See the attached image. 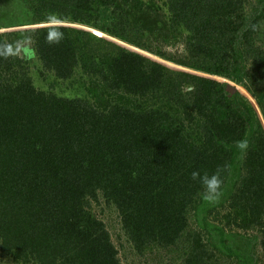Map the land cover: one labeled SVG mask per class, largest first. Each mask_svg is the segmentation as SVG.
I'll return each mask as SVG.
<instances>
[{"label": "trees", "instance_id": "1", "mask_svg": "<svg viewBox=\"0 0 264 264\" xmlns=\"http://www.w3.org/2000/svg\"><path fill=\"white\" fill-rule=\"evenodd\" d=\"M50 23L233 81L261 115L227 83ZM31 25L0 34V264H124L125 243L160 264H259L264 0H0V29ZM193 171H219V199Z\"/></svg>", "mask_w": 264, "mask_h": 264}, {"label": "rangeland", "instance_id": "2", "mask_svg": "<svg viewBox=\"0 0 264 264\" xmlns=\"http://www.w3.org/2000/svg\"><path fill=\"white\" fill-rule=\"evenodd\" d=\"M41 26L42 27L43 26H46V27H48V26L49 27L50 26H69V27H75V28L83 29V30H85L87 32L92 33V35L104 36L105 39L111 40V41H113V42H115V43H117L119 45H123L124 47H126V48H128L130 50L136 51V52L140 53L141 55L146 56V57H148L149 59H151L153 61H156V62H159L161 64L167 65V66L172 67L174 69L181 70V71H184V72H187V73H192V74H195V75H198V76H202V77H206L207 76L205 73L194 71V70L189 69V68H187L185 66L178 65V64H176L174 62H171V61H168L167 59L162 58V57H160V56H158V55H156L154 53H151V52L146 51L144 49L132 46V45H130L128 43H125V42H123L121 40H118V39H116L114 37H110L106 33L102 32V31H100L98 29H95V28H91V27H88V26L85 27V26L74 24V23H50V24H42ZM41 26L40 25H36V26L31 25V26H24V27H15V28L1 29L0 30V34L1 33L10 32V31H20V30H25V29H32V28H37V27H41ZM183 49H185V45L183 43H181V44L175 45V47L174 46L170 47L168 52L174 54L178 50V51H181V53H182ZM177 53L181 54L180 52H177ZM22 55H23V53H22ZM209 77L211 79L216 80V81H219V82H222V83H230L231 85L235 86L240 92L244 93L246 96H248L250 98V100L253 103V105L259 111V108H258L255 100L252 99L250 97V95H248L246 93V91L241 86L237 85L233 81L227 80V79L222 78V77H217V76H209ZM50 79H51V77H50ZM35 81H36L35 83H36L37 86H45L43 80H41L39 78V74H36V80ZM65 88L66 87H64V91L66 90V92L69 93L70 90H68L67 88L65 89ZM259 113H260V111H259ZM259 115H261V113ZM261 119H262V122H264V119H263L262 116H261ZM93 212L95 213V215L98 218L104 220V222L108 225V227H109V229L111 231L114 243L118 247H120L121 242L119 241V239L117 237V234L120 233V228H119V221H118L116 213L112 209L107 208L104 203L102 205H98V204L94 205L93 206ZM124 245H125L124 248H120L121 249V258L123 259L124 264H160V261L165 258V257H163V255L166 254V252H162L161 251V252H157V253L154 252L153 254L149 255V257L144 261L140 257H137L133 253H130L129 246H127L126 243ZM257 254H258V257H259V264H264L263 263L264 253H263V249H262L261 246L258 247Z\"/></svg>", "mask_w": 264, "mask_h": 264}, {"label": "clouds", "instance_id": "3", "mask_svg": "<svg viewBox=\"0 0 264 264\" xmlns=\"http://www.w3.org/2000/svg\"><path fill=\"white\" fill-rule=\"evenodd\" d=\"M206 77H209V76L207 75ZM191 178L193 181H197L201 185L203 189L202 197L205 200L212 201V200L219 199V197L222 194L221 188L223 184L219 171L213 174H208V173L201 174L199 171H193L191 173Z\"/></svg>", "mask_w": 264, "mask_h": 264}, {"label": "water", "instance_id": "4", "mask_svg": "<svg viewBox=\"0 0 264 264\" xmlns=\"http://www.w3.org/2000/svg\"><path fill=\"white\" fill-rule=\"evenodd\" d=\"M227 84H228L227 91L230 94H235L238 91V89L235 86L231 85L230 83H227ZM263 101H264V99H263Z\"/></svg>", "mask_w": 264, "mask_h": 264}]
</instances>
